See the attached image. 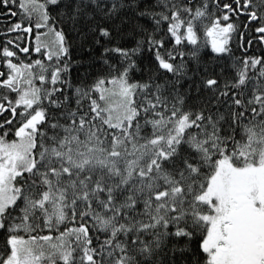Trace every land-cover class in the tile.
<instances>
[{"label":"snow or ice","instance_id":"obj_1","mask_svg":"<svg viewBox=\"0 0 264 264\" xmlns=\"http://www.w3.org/2000/svg\"><path fill=\"white\" fill-rule=\"evenodd\" d=\"M0 264H264V0H0Z\"/></svg>","mask_w":264,"mask_h":264}]
</instances>
